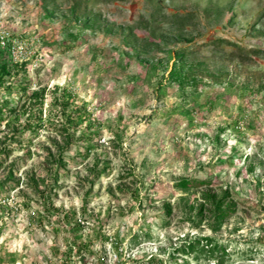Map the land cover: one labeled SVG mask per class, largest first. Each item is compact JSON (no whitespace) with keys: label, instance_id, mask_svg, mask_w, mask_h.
Here are the masks:
<instances>
[{"label":"rangeland","instance_id":"374dc122","mask_svg":"<svg viewBox=\"0 0 264 264\" xmlns=\"http://www.w3.org/2000/svg\"><path fill=\"white\" fill-rule=\"evenodd\" d=\"M3 33L48 92L44 128L0 127V181L20 180L0 193V261L264 264V0H0ZM176 66L198 80L161 96ZM57 86L94 128L63 130Z\"/></svg>","mask_w":264,"mask_h":264},{"label":"trees","instance_id":"16d2710c","mask_svg":"<svg viewBox=\"0 0 264 264\" xmlns=\"http://www.w3.org/2000/svg\"><path fill=\"white\" fill-rule=\"evenodd\" d=\"M78 19L77 21L79 22ZM97 24V21H92L91 18H88L84 22V26L87 28H92ZM93 29V28H92ZM155 32V30H154ZM170 37L167 35H160V39H169ZM14 37L9 38L5 45L1 44L0 41V92L4 90L6 92L7 99H4L0 102V127L5 122L8 126H11V122L14 123L15 128H13L14 132L18 131V127L20 124L21 116H26V123L23 126L24 131H31L37 132L45 127V120L43 117L44 111V104L48 90L46 88L36 89L30 92L31 83L28 77V63L25 61H15L13 54H12V40ZM219 41V40H218ZM139 48V47H136ZM69 50L72 47H68ZM179 53L175 56L178 57L177 62L185 67H189L187 65V61L194 55V51H189L187 48H182L178 51ZM141 56V55H140ZM147 64V62H144ZM148 65V64H147ZM183 66L179 68L174 67L172 69L171 75L169 76L168 85H159L158 89L161 96H167L171 92H174V86L177 84V88L180 92H184L186 86L190 84V79L193 82H196L198 79L196 76H188V73L184 72ZM187 67V68H188ZM20 79L19 84L16 86L15 82H18ZM18 80V81H16ZM16 86V89L14 87ZM58 90H61L58 86L54 89L55 96L53 97V104L59 110L60 113V120H62V127L63 130L68 132L66 127H74L78 128L83 123H86V128L92 129L96 125L95 122L91 120V113L87 109V104L83 103L81 106H77L74 103L75 95L71 92L68 88H63L62 93L59 97H57ZM16 93L19 94V98H25V107L22 108V111L16 109L14 105V99H12V95ZM208 104V103H207ZM53 122V121H52ZM50 125H55L50 121H47ZM58 124H60L58 122ZM239 122L234 123V128L236 130L239 129ZM73 142V137L67 134V144L70 146ZM4 152V151H3ZM28 154L31 155L30 151ZM9 156V152L6 151V155L0 156V166L3 165ZM34 181V179H32ZM11 182V183H9ZM194 180L192 179H182L180 182L177 183V187L182 188L184 190L189 189L190 187L194 186ZM203 183V182H201ZM12 184L10 188H19L20 187V180L14 178V171L12 168L9 169L7 177L4 181H0V193L5 192L7 189V185ZM45 197V193H41ZM49 196L45 197L48 199ZM52 206V203L50 204ZM219 207V203L217 204ZM5 203L0 204L3 212L5 208ZM219 209V208H218ZM3 214V213H1ZM227 215L221 214L220 218H226ZM193 243L187 245V249H178V253H182L186 255L188 252H192L194 250ZM189 250V251H188ZM10 261H15L14 257L9 259ZM0 264H4V261H0ZM147 264H164L163 259H160L154 255L151 256Z\"/></svg>","mask_w":264,"mask_h":264},{"label":"built area","instance_id":"2783aa9c","mask_svg":"<svg viewBox=\"0 0 264 264\" xmlns=\"http://www.w3.org/2000/svg\"><path fill=\"white\" fill-rule=\"evenodd\" d=\"M9 38H11V36H9L7 33H3V34H1L0 35V41H1V44L2 45H5V43H6V41L9 39ZM13 42H12V54H13V57H14V60L15 61H22V58H20L19 56H18V53H20V56H22V52L21 51H19V50H16L17 48H19L18 46V44L20 43L18 40H15V39H13L12 40ZM151 258V257H150ZM150 258H148V259H144V260H142V261H139V262H135V263H128V264H147V262L149 261V259ZM127 264V263H126ZM165 264V263H164Z\"/></svg>","mask_w":264,"mask_h":264}]
</instances>
